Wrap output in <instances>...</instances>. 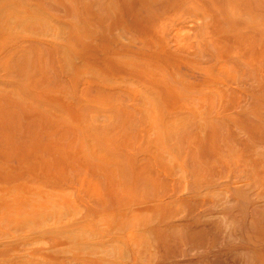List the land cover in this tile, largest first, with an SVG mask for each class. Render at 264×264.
Here are the masks:
<instances>
[{"label": "bare ground", "instance_id": "6f19581e", "mask_svg": "<svg viewBox=\"0 0 264 264\" xmlns=\"http://www.w3.org/2000/svg\"><path fill=\"white\" fill-rule=\"evenodd\" d=\"M0 264H264V0H0Z\"/></svg>", "mask_w": 264, "mask_h": 264}]
</instances>
